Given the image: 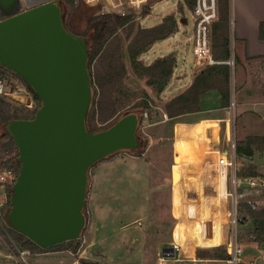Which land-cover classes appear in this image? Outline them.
Instances as JSON below:
<instances>
[{
    "label": "rangeland",
    "instance_id": "rangeland-1",
    "mask_svg": "<svg viewBox=\"0 0 264 264\" xmlns=\"http://www.w3.org/2000/svg\"><path fill=\"white\" fill-rule=\"evenodd\" d=\"M57 1L63 7L65 25L75 33L85 32L90 19L95 15L117 13L121 8L127 15H132L133 26L129 36L122 28L119 29L125 74L116 82L110 93L114 108L117 110L115 116L108 122L113 121L120 113L123 114L126 111H135L139 115L140 111L129 110V108L132 102L141 97L142 91H145L153 101L144 111L147 115H139L137 136L141 141V146L135 151L116 152L111 159L102 160L88 169L85 199L87 206H83L82 210L86 217L85 222H87L88 212V222L87 225H84V227L87 226L85 232L82 231L83 234L78 236L81 245L77 254L84 259L99 261L103 264H160L158 262L159 251L161 248L167 247L166 244L172 240L173 234L178 241L183 243V250L179 255V260L165 264H227L225 262L226 244L221 243V227L223 226L227 235L231 234V227L228 225L225 215H223L225 218L223 224L221 214L217 213L212 221L204 224L197 222L192 228L186 226L183 219L179 218L183 201L178 188L181 183L180 179L183 177L178 168L182 164L199 161L203 155L202 151H209L190 146V142L194 143L191 138H188L190 142L186 141V145H182V140L178 142L177 138L183 135V131L181 130V134H179L178 129H183V125H178L176 128L174 121L179 117H170L166 110L167 107L171 109H180L181 107V101L172 103L174 98H169L175 90L174 83L169 80L166 88L157 96L153 87L147 84V77L138 78L140 82H135L127 72L128 69L132 71L130 55H133V52H138L135 51V46H132L133 43L129 48V39H133L135 34L142 32L140 28L142 15L149 13V6L157 0H148L140 3L141 6L132 4L131 0H92L89 2L73 0V7L69 13H67L65 1ZM177 5L179 8L182 7V10H178ZM166 7L174 9L181 30L190 38L188 43L181 46V50H183H180L181 59L185 60V70L189 72L192 69L194 56L193 20L190 9L187 7L186 1L166 0L153 7L151 14L155 15ZM182 15L186 18L185 23H182ZM223 18L225 15H220L219 4L218 20L223 21ZM225 24L223 22L222 25ZM226 33H228L227 30ZM230 43L229 41L228 46L231 47ZM184 47H186L185 50ZM143 60L145 61V59ZM229 68L227 86L229 95L226 106L230 110V130L231 122L234 120V131H231L235 132L236 147L238 141H243L247 137L254 140V143L253 141L251 143V152L248 153V156L237 153L236 148L237 175L244 169H253L256 172L251 176L256 177L261 184L257 188L256 196L252 198L253 208L258 212L263 211L262 227L257 230V224L250 214L246 213V207H243L241 212L238 210L241 221L237 225V238L246 258L257 257L259 264H264V143L261 141L264 135V97L254 94L255 89L253 90L252 83L246 86L242 84L243 75H239L238 61L236 67L234 65V68ZM116 73L120 74V70L117 69ZM0 75L6 76L5 74ZM217 83L222 86L221 83ZM180 88L182 87L177 90ZM182 93L184 92L182 91L180 94ZM98 96V92L95 93L92 88L91 104L87 114V128L90 131H96L108 124V122L98 123L92 118ZM186 99L183 98V100ZM5 100L16 108L22 107V104L20 105L17 101ZM232 101L233 105H231ZM197 105L199 109V103ZM221 138L224 146L222 132ZM175 140L176 146H174ZM258 140L260 143H257ZM186 146L188 147L185 148ZM12 149L9 136L2 135L0 137V163L2 165L11 154ZM215 150L218 152V143ZM223 151L227 153L228 157H231L232 151L229 147ZM172 165L175 169L174 186L171 184ZM187 177L184 178L188 180ZM220 181L219 179L218 184L223 193L225 183L222 181V184ZM244 189L249 191L250 187L243 183L237 188V191L240 192ZM9 193L8 187L0 186V245L7 247L10 251L16 249L21 251L22 247L10 239V235L4 227L7 223L5 214L9 209L7 203ZM256 238L261 240L260 247ZM188 242L197 246L194 260L192 256H188L193 251V246L188 245ZM198 249L204 250L202 258L197 255ZM57 261L47 260L45 264H58ZM28 264H32L30 260Z\"/></svg>",
    "mask_w": 264,
    "mask_h": 264
},
{
    "label": "water",
    "instance_id": "water-1",
    "mask_svg": "<svg viewBox=\"0 0 264 264\" xmlns=\"http://www.w3.org/2000/svg\"><path fill=\"white\" fill-rule=\"evenodd\" d=\"M87 56L88 40L67 29L57 0H0V64L25 79L42 100L32 119L2 126L21 162L5 219L40 247L78 238L85 225L88 169L141 144L135 111L106 128L88 130ZM174 170L172 165L173 186Z\"/></svg>",
    "mask_w": 264,
    "mask_h": 264
},
{
    "label": "crops",
    "instance_id": "crops-1",
    "mask_svg": "<svg viewBox=\"0 0 264 264\" xmlns=\"http://www.w3.org/2000/svg\"><path fill=\"white\" fill-rule=\"evenodd\" d=\"M164 1L166 0H158L149 6V13L142 15L140 20L142 32L135 34L133 39H129V48L133 43L132 46H135V51L138 52H133V55H130L132 71L128 69L127 72L135 82H140L138 78L147 77L149 79L159 73L160 69L166 66L170 67L172 72L170 81L174 83L175 89L169 97L172 99L182 91H186L205 68L196 69L192 64V69L186 72L185 60L183 57L181 59L180 50L183 44L185 45L190 41V38L181 30L177 22L176 12L172 7H166L155 15L151 14V9ZM219 4L220 15H225V18L229 15L231 18L228 41L233 43L235 67L238 61L239 75H243L241 82L244 86L252 83L253 90L255 89L254 94L264 97V39L259 35L260 24L264 22V0H219ZM178 10H182V7H178ZM183 18L182 15V23H185L186 20H183ZM223 22L226 23V20H223ZM141 34L142 39L140 38ZM185 49L186 47H184ZM159 59L164 60L158 64L159 67H153L152 65ZM147 67L150 68L146 69ZM179 87L182 88L177 90ZM175 117H179L174 121L175 127L178 128V125H183V129H178L179 134H181V130L183 131V135L177 138L178 142L182 140V145H186L188 138H191L194 143L188 141L190 146L193 145L198 147L199 150L209 151H202L203 155L199 161L180 165L183 177H181L178 188L180 192L181 184L186 180L184 177L197 176L204 158L212 157L221 150L228 148L225 131L230 126V110L223 103L221 92L218 89H210L199 95L198 110L188 111ZM231 130L234 131V120L231 122ZM221 132L225 141L224 146ZM233 134L235 137V132ZM217 139L218 141H216ZM176 140L174 146L177 144ZM217 143L218 152L215 150ZM219 179L221 180L220 183H225L224 171L218 176V182ZM223 190V194H225V189ZM17 251L18 253L10 251L7 247L0 245V264H28L29 260L32 264H45L47 260H58L56 262L58 264H79V259L82 258L79 254L70 251L54 250L30 252L25 255V259H22L19 253L20 250L17 249ZM70 253L72 255H67ZM24 260H27V262H24Z\"/></svg>",
    "mask_w": 264,
    "mask_h": 264
},
{
    "label": "built area",
    "instance_id": "built-area-1",
    "mask_svg": "<svg viewBox=\"0 0 264 264\" xmlns=\"http://www.w3.org/2000/svg\"><path fill=\"white\" fill-rule=\"evenodd\" d=\"M146 1L148 0H131L132 4L137 6ZM190 1L192 3L190 12L193 20V65L196 69L213 64H227L229 67L234 68L235 57L232 41L230 43L231 47L228 46L231 18L229 15L225 18L226 24L224 26L222 25L223 21L218 20L219 0ZM118 13L121 15L127 14L122 8ZM226 30L228 33L225 34ZM0 97L10 102L17 101L20 105L22 104V106L30 109H34L36 105L31 90L19 79L9 76L0 75ZM231 105H233V101ZM143 114L147 115L146 113ZM225 134L228 147L232 151L231 157H228L227 153L222 150L212 157H206L197 176L183 181L180 190L183 205L179 218L183 219L186 226L192 228L197 222L204 224L210 222V220L212 221L217 213L221 214L222 218L225 215L227 223L231 227L230 236L226 234L223 226L221 227V243L226 244L227 252L225 262L227 264H259L257 257H245L237 238V225L241 221L238 214L240 203L244 201L254 207L252 198L256 196L257 188L261 182L253 176L239 177L237 175L236 139L230 130V126H228ZM222 171L225 173V194L222 193L218 184V176ZM16 179L17 172L15 168L0 163V186L11 187ZM243 183L250 187L249 191L244 189L238 192L237 188ZM224 221L225 218H223L222 224ZM172 237V240L166 244L167 247H163L159 251L158 262L160 264L179 260L183 243L178 241L173 234ZM187 244L193 246L192 254L188 256H192L194 260L197 246L190 242ZM19 253L21 258L25 259V255L30 252L27 249H22Z\"/></svg>",
    "mask_w": 264,
    "mask_h": 264
},
{
    "label": "trees",
    "instance_id": "trees-1",
    "mask_svg": "<svg viewBox=\"0 0 264 264\" xmlns=\"http://www.w3.org/2000/svg\"><path fill=\"white\" fill-rule=\"evenodd\" d=\"M66 3V10L69 13L73 7V0H64ZM187 7L189 9L192 8V3L190 0H186ZM68 16V15H67ZM184 17V16H183ZM185 18V17H184ZM183 20H186V18ZM225 20V18L223 19ZM133 26L132 15H121L120 13H102L100 15H95L89 21V26L86 31L83 33H75L70 30L67 26V29L74 34H79L88 39L90 44V49L88 50V59H87V71L89 74L90 86L91 89L96 93L98 92V98L96 103V108L93 110L92 118L96 120L98 123H107L110 121L112 117L115 116L116 108H114V104L112 103V97H110V93L113 91L112 89L115 87V84L119 79L125 74V68L121 55V39L119 34V29L122 28L123 31L126 32V35L129 36L130 31ZM259 35L264 39V22L260 24L259 27ZM94 46V47H93ZM94 60V61H93ZM164 59L157 60L152 66L157 68L158 64L162 63ZM93 63V65H92ZM166 65V64H165ZM92 67V70H91ZM147 67L146 69H149ZM120 70V74L116 73V70ZM154 69V68H153ZM0 74H5L0 70ZM230 68L227 64H213L205 67L203 71L196 77L193 84L186 90L184 93L180 94L176 98L172 99V103H177L181 101L180 109H171L167 107V113L170 117L177 116L179 114L198 110L199 103V95L210 89H218L221 92L223 103L226 104L228 102V80H229ZM172 72L171 68L166 66L165 68L160 69V72L151 76L147 80V84L153 87V90L157 96L166 88ZM19 79V78H18ZM20 81L26 85V87L31 90L35 104L40 105L42 103L41 98L37 95V93L31 88L28 82L20 78ZM217 82L221 83L218 84ZM187 98L183 100V98ZM183 101V103H182ZM10 102V101H9ZM152 99L147 95L145 91H142L141 97H138L137 100L132 102L130 109H135L141 116L144 111L149 108V105L152 104ZM22 106V105H21ZM128 110V109H127ZM127 112V111H126ZM125 112V113H126ZM35 108L30 109L22 106L21 108H16L15 106L8 103L3 97H0V137L2 135L9 136V142L12 145L13 149L11 154L4 161L5 166L14 167L17 174L20 169V163L18 161L19 152L18 148L14 142L13 137L2 130L3 124L11 121V120H30L34 117ZM124 114V113H123ZM120 113L117 117L114 118L113 121L108 122L105 126L98 128L97 130L106 128L110 124H112L116 119H118L121 115ZM96 122V123H97ZM254 143V140L247 137L243 141H238L237 143V153H241L244 156H248V153L251 152V143ZM256 141V140H255ZM264 143V141L261 139ZM260 143V140L257 141ZM245 147V148H244ZM249 150V151H248ZM114 154H111L107 157H104L94 163L91 167L95 166L98 162L106 159H111L114 157ZM256 172L253 169H244L242 172H238L239 176H251L255 175ZM9 188V200L8 206L10 207V197L12 195V186ZM242 205V206H241ZM84 206H87V201L85 200ZM246 207V213L250 214L251 218L256 222L257 230L262 227L263 223V211L258 212L251 205L246 202H241L239 206V210ZM86 220V217H85ZM87 222H88V212H87ZM87 222H85L87 225ZM5 229L8 231L10 235V239L13 242H16L18 245L22 247V249H27L30 252H45V251H54V250H65L70 251L72 253L77 254L80 241L78 238L68 240L62 243H58L49 247H40L27 237L22 235L21 233L12 229L7 223L4 225ZM87 229V226L83 228V232ZM4 231V230H3ZM5 232V231H4ZM82 232V234H83ZM258 243L259 247L261 246V240L255 239ZM13 252L18 253L17 249ZM204 250L198 249L197 255L199 258H202ZM227 256V255H226ZM80 264H103L99 261L89 260V259H80Z\"/></svg>",
    "mask_w": 264,
    "mask_h": 264
},
{
    "label": "flooded vegetation",
    "instance_id": "flooded-vegetation-1",
    "mask_svg": "<svg viewBox=\"0 0 264 264\" xmlns=\"http://www.w3.org/2000/svg\"><path fill=\"white\" fill-rule=\"evenodd\" d=\"M76 35H78V36H82V35H79V34H76ZM82 37H84V36H82ZM85 38V37H84ZM87 59H88V56H87ZM0 70L1 71H3L4 73H5V75L6 76H9V77H13V78H19V80H20V78H22L21 76H19L16 72H13V71H11L10 69H8V68H6V67H4L3 65H1L0 64ZM90 89H91V86H90ZM41 105H42V103L40 104V105H35V113L38 111V109L41 107ZM34 116H35V114H34ZM136 135H137V130H136ZM138 137V136H137ZM140 146H141V144H140ZM139 146V147H140ZM138 147V148H139ZM138 148H136V149H133V150H128V149H122V150H119V151H135V150H137ZM119 151H117V152H119ZM116 153V152H115ZM19 161V160H18ZM19 163H20V169H21V162L19 161ZM20 169H19V171H20ZM170 173H171V171H170ZM18 174H19V172H18ZM18 174H17V176H18Z\"/></svg>",
    "mask_w": 264,
    "mask_h": 264
}]
</instances>
